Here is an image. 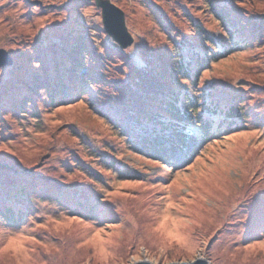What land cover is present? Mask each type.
<instances>
[{
    "label": "rangeland",
    "instance_id": "rangeland-1",
    "mask_svg": "<svg viewBox=\"0 0 264 264\" xmlns=\"http://www.w3.org/2000/svg\"><path fill=\"white\" fill-rule=\"evenodd\" d=\"M110 1L134 39L127 50L106 34L94 0H0V49L13 60L0 68V264H264V0ZM214 3L237 16L233 49ZM183 42L215 56L190 80L172 71L188 63L174 50ZM77 44L86 59L74 67L97 72L90 91L25 105L26 84L45 73L59 81L71 68L62 47ZM159 50L171 59L165 86H179L180 102L196 99L214 134L198 136L188 122L199 117H186L188 149L167 147V160L131 142L120 106L126 89L140 113L134 104L165 76ZM163 111L154 105L139 125L172 121Z\"/></svg>",
    "mask_w": 264,
    "mask_h": 264
},
{
    "label": "trees",
    "instance_id": "trees-1",
    "mask_svg": "<svg viewBox=\"0 0 264 264\" xmlns=\"http://www.w3.org/2000/svg\"><path fill=\"white\" fill-rule=\"evenodd\" d=\"M211 6L212 7L214 6V9H215L214 14L218 16V20H220L221 23L225 24L226 28L229 30L230 36H229L228 42H230L231 44H226V45L224 44L225 45L224 49L225 48L230 49V45L232 46V49L234 47H237L238 42H236V40H233L234 35L237 32L238 33L240 32V30L237 27L238 24L236 20L237 19L236 14L234 12H230L231 8L226 3L217 4V5L216 3H214V4H211ZM254 27L255 29L257 28L256 25ZM247 33H248V36L250 34L254 35V33H256V30L253 29V31H249ZM207 43L209 44L210 48L212 45L218 47V44L215 41L209 40ZM49 45L54 48L57 47L55 43L49 44ZM233 45H237V46H233ZM82 46L78 47V44L70 45L64 48L62 47V50H61L60 63L61 61L62 62L64 61L63 67L65 68H67V65L65 63L67 64L70 63L71 68L74 71H72L71 68L69 70L65 69L66 72L61 73L62 76H60L61 78H59V81L54 79L52 80V82L51 80L49 81V79L44 80L45 79L44 76L46 75V73L36 74L31 79L30 83H27L28 85L26 84L27 89L24 91L25 105H27L26 103H33V101L31 100L35 98H40V95L45 96V93H47L46 97L48 98L49 103L53 105L58 102L67 103L71 99L70 95H72V93H74L75 97H77L78 95L80 96L85 95L84 91H90L93 81L96 79L95 76L97 75V72L90 71L85 76H82L80 75L81 71L79 72V70L81 69L77 70L78 66L74 67L75 65L74 63L76 61L80 63V61H84V59H86L84 55V51L81 52V54L79 55L80 57H78L77 55V52L82 49ZM209 47L208 48L205 47L206 48L205 54L203 56H200V53L198 54V52L197 53L195 52L194 54H190V52L192 51V48L190 47V45L188 46L186 42H183L179 45H175L174 50L176 51L177 55L178 56L180 55L178 53H181V54L184 53V55L188 56L189 60L187 64H183V67L178 66L176 61L175 63L172 62L173 63V66H172L173 74H174V71L178 70V74L190 80V75L193 72L194 67L195 68L197 67V69L198 67L200 68L204 67L205 65L208 64V60L215 58V56H213L214 52H212ZM49 54L51 56V52ZM52 54L53 55L50 57L49 61L46 60V62H43L45 71L48 70L47 68L48 65L52 66L53 63L56 64V60H58L57 52L53 51ZM218 54H220V51ZM165 58L167 59L166 54L163 52V50H159V52L153 57L154 64L157 61L160 62V64L157 66L161 68L162 72H165V76H163L162 78L160 74H157V76H155L156 79L154 80V82H151L150 87L144 92V97L141 98V100L139 99L138 103L136 104L137 106L134 104V106L137 108V110L140 113L137 114L136 112L129 109L128 105H126V104H129V101H130L127 98L128 91L126 89H124L123 91L124 93L123 97L125 98L123 99L124 103H120V106L123 108H126L125 111L128 115L127 118L129 119V121L126 123V129H129L130 133L132 134V136L130 137L131 142H133L134 144L135 143L138 144V147H140L142 151H145V153H148V154L150 153V155L151 154L154 155L157 152L158 156L167 160L169 156L168 154H166V156H163L164 155L163 152L173 149V150H178L179 152L184 154V150L186 148L188 149L187 145L189 143V139L191 138V134H189V131L191 130V128L189 127V125L187 126L186 123H184V121L186 120L185 119L186 117H189V116H191L192 118L199 117V122L198 121L188 122V123H193V125L195 126V127L193 126V130L194 132H196V134H199L198 136H201L206 140V139L211 138L214 134L211 131V127L208 121L205 119L207 121L206 122L205 120L201 119V117L203 118V116L210 115V114H206L205 112L203 116L201 115L199 111L200 104H197L196 99H192V98L186 99L185 98L183 102H180L179 97H180L181 92H180L179 86H176V85L173 86V84L172 86H168V87L165 86L168 80L169 82L171 80V76L167 74V70L169 69V65H170L168 64V61L171 59L165 60ZM48 62L50 63L48 64ZM179 63H180L179 65H181L182 62H179ZM60 68L62 69L61 64H60ZM135 71L137 72V74H139V69ZM77 72H79V75L77 74ZM76 74H77V77H75ZM141 105H145L151 110L152 109L154 110V105L156 107L162 108V110H164L163 111L164 114H168L172 118V121L168 122L169 121L168 119L166 120L161 119L160 121H157L158 126L157 125L155 127L150 126L149 129L147 130L144 129L143 128L144 125H139L142 122V117L144 119V116L146 118L147 115H151L153 110L150 111L151 113L149 111L142 113L140 109ZM123 108H122V111H123ZM132 114H137L139 115L140 118L138 120H135L131 118ZM154 114L156 117L157 115H159V117L161 116L158 113L157 114L154 113ZM224 117L225 119L232 121L230 114H228V117H226V115H224ZM176 128H178V130L175 131ZM178 134L179 136L181 135L184 136V138L176 136ZM167 147H170V149H167ZM153 150H155L156 152H153Z\"/></svg>",
    "mask_w": 264,
    "mask_h": 264
},
{
    "label": "water",
    "instance_id": "water-1",
    "mask_svg": "<svg viewBox=\"0 0 264 264\" xmlns=\"http://www.w3.org/2000/svg\"><path fill=\"white\" fill-rule=\"evenodd\" d=\"M95 5L101 10L103 27L106 34L120 47L122 50L130 48L134 39L130 34L125 20L124 12L118 8L110 0H94ZM13 63L9 53L0 49V68L10 67ZM136 264H152L148 261L138 262ZM175 264H209L206 260L198 259L195 262L175 263Z\"/></svg>",
    "mask_w": 264,
    "mask_h": 264
}]
</instances>
